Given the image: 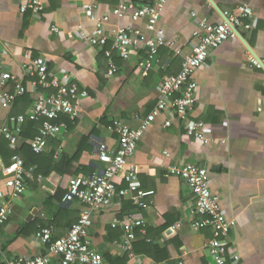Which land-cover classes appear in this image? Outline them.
Returning a JSON list of instances; mask_svg holds the SVG:
<instances>
[{"label": "crops", "instance_id": "0c3cea01", "mask_svg": "<svg viewBox=\"0 0 264 264\" xmlns=\"http://www.w3.org/2000/svg\"><path fill=\"white\" fill-rule=\"evenodd\" d=\"M43 1L44 11L34 14L20 11L22 0H0V42L6 52L5 66L31 89L33 79L24 70L26 55L44 58L51 74L69 75L88 92V97L77 103L81 110L79 119L72 123L63 117L68 130L50 143L41 156L43 160L27 168L33 169V173L26 179V192L13 201V213L0 233V264L18 257L47 254L48 248L36 238L40 228H53L56 238L67 235L85 209L77 201L64 202L68 188L76 178L88 177L105 168L98 158L99 143L117 149L118 135L108 132L107 126L113 120H121L137 127L136 117H146L156 107L164 78L181 71L199 22L223 21L209 0H171L160 26L169 39L175 40L181 54L163 48L169 53L160 51L159 62L147 77L141 75L137 65L144 54L129 61L113 55L118 73L109 77V58L79 37L78 26L92 32L91 15L110 12L114 4L107 0ZM135 1L142 5L153 0ZM212 1L224 14H237L240 5L253 10L252 29L240 33L254 54L264 61V0ZM91 4L98 9L88 14L86 7ZM112 23L132 25L129 19L115 17ZM133 25L146 31L144 21ZM251 57L241 39L230 40L213 50L205 65L194 74L198 101L193 116L205 123L212 143L202 145L187 137L184 124L171 112L163 113L146 130L132 161L137 166L140 188L154 191L146 199L148 206L140 208L133 197H118L110 207L92 215V249L106 264L110 256L117 264H214L205 249L213 238L212 230H193L194 221L203 219L190 214L194 195L184 181L169 175L170 167L190 164L208 170L212 192L220 197L226 216L236 221L229 239L230 252L240 256L238 264H264V69L254 64ZM5 89L13 91L14 83ZM1 92L0 89V123L14 129L16 123L12 120L32 111L36 93L28 91L31 94L27 99L19 97L9 107ZM168 120L170 127L164 125ZM25 124L17 150L11 145L10 151L0 150V188L7 194L2 170L11 161L10 152L18 153L24 146L30 148V140L36 138L42 126V123L30 125L29 129ZM2 141L0 149L5 143ZM127 215L146 222L130 252L117 246L123 242L124 232L120 226L113 227L116 220L121 221ZM142 242L157 245L166 255L159 252L156 256L161 253L168 258L156 261L154 256L146 255L143 246H139ZM51 264H61L59 257L51 256Z\"/></svg>", "mask_w": 264, "mask_h": 264}, {"label": "built area", "instance_id": "2783aa9c", "mask_svg": "<svg viewBox=\"0 0 264 264\" xmlns=\"http://www.w3.org/2000/svg\"><path fill=\"white\" fill-rule=\"evenodd\" d=\"M104 1V0H99ZM114 4L110 12L94 15L92 32L78 26L79 37L93 48L100 49L109 58L108 76L118 73L113 61L117 55L124 61L133 56L141 57L137 61L138 69L143 77H147L159 62L160 51L168 48L176 55L181 54L175 40L167 37L165 29L160 26L162 14L171 0H153L146 4H138L135 0H107ZM43 0H22L20 11L40 14L44 11ZM95 4L88 5L86 12L92 14L97 10ZM195 13L192 17H195ZM228 22L210 23L207 20L199 22V29L193 33L191 52L185 56L181 71L176 76L164 78L159 88V100L156 107L146 116L136 117L137 127H131L121 120H113L107 130L118 135V146L111 150L107 144L99 143L98 158L105 168L99 173L88 177L76 178L64 197V202H79L85 206L80 218L68 231L66 236L54 237L53 228H40L37 240L48 248V253L33 258L18 257L6 264H51V256H57L61 264H106L103 257L92 249L90 230L93 226V213L110 207L115 198H135L140 208H146V199L154 195V191H145L139 186L137 166L132 161L138 144L146 130L165 112H171L184 124L186 136L202 145L213 142L207 133L205 123L194 117L197 104V84L194 74L201 69L210 53L230 40L238 38L235 29L241 32L252 29L253 10L247 5H240L237 14H224ZM112 17L118 20L129 19L132 25L120 26L112 23ZM145 22L146 31L133 23ZM53 31L58 29L53 27ZM4 45L0 42V89L1 98L6 106H12L15 101L28 91L38 93L40 89L52 91L42 100L37 101L29 114L20 115L12 121L16 127L12 129L0 123V141L7 140L17 150L23 133V126L28 121H42V126L35 139L30 140L29 146L36 155L44 154L50 143L68 130L66 117L70 122H76L81 114L77 103L88 97V92L79 84L72 81L69 75L58 77L50 73L49 64L44 58H34L26 55L24 70L33 79L31 89L21 83L5 66ZM257 66L261 65L251 57ZM264 63V61H263ZM14 83L15 89H5ZM171 126L168 120L164 124ZM33 173L27 169L24 159L16 152L11 163L2 170L4 186L7 194L0 188V233L13 213L12 203L26 192V179ZM169 175L184 181L191 189L195 204L190 209L192 216H201L202 220L194 221V231L211 229L213 238L205 249L214 264H238L240 256L230 252V234L236 226L234 219L228 218L223 211L220 197L211 190L210 175L206 168L190 164L183 167L172 166ZM120 178L121 182H117ZM125 184L126 187L122 185ZM5 201V203H3ZM120 226L124 232V240L117 246L123 251L130 252L137 234L146 226L143 219L127 215L121 221H115L113 227ZM131 254V253H130ZM182 264V263H181Z\"/></svg>", "mask_w": 264, "mask_h": 264}, {"label": "trees", "instance_id": "16d2710c", "mask_svg": "<svg viewBox=\"0 0 264 264\" xmlns=\"http://www.w3.org/2000/svg\"><path fill=\"white\" fill-rule=\"evenodd\" d=\"M163 50H166V52H167V54L169 53V50L168 49H163ZM143 54V53H142ZM171 54V53H170ZM170 56H172V55H170ZM45 90H43V89H40L39 91H38V93H36L35 94V99H36V101H40V100H42L43 99V97H44V94H45ZM52 91H47L46 93H51ZM30 94L31 93H26V94H24L23 96H26V99L30 96ZM23 96H21V97H23ZM29 103H30V100H29ZM39 123H42V122H36V121H28V122H26V124L25 125H28L27 127L30 129V125H34V126H37ZM31 136L32 135H30V136H28V137H30L31 138ZM33 137V136H32ZM194 140V139H193ZM2 141V140H1ZM2 142H5L4 143V146H2V148L0 149L1 151H3V150H5V151H10V143L7 141V140H4V141H2ZM22 152V153H21ZM31 152V153H30ZM14 152H10V155H9V158H11L12 159V157L14 156ZM18 154L22 157V158H24V160H25V166H26V168H28L30 165H33V164H37V162H40V160L42 159L43 160V158H41V156H43L44 154H41V155H36L35 157L34 156H32V155H34L33 153H32V151H31V149L28 147H26V146H24L19 152H18ZM29 154H31V156H29ZM34 159V160H33ZM11 163V161H7V164L9 165ZM138 237H139V235H138ZM139 245V244H138ZM137 246V243H134V250H136L135 249V247ZM139 246H143V248H144V252L146 253V255H149V256H154L155 257V260L157 261V260H163V259H166V258H168V257H165V256H163V255H160L161 253H164L165 255H166V253L164 252V251H161L160 249H159V247L157 246V245H155V244H153V243H147V242H142L141 243V245H139ZM137 248V247H136ZM135 252V251H134ZM159 252H161L160 254H159V256L157 257L156 256V254L157 253H159ZM107 262L109 263V264H117V262H114V260H113V257H108L107 259Z\"/></svg>", "mask_w": 264, "mask_h": 264}, {"label": "water", "instance_id": "95a60500", "mask_svg": "<svg viewBox=\"0 0 264 264\" xmlns=\"http://www.w3.org/2000/svg\"><path fill=\"white\" fill-rule=\"evenodd\" d=\"M209 2L211 3V5L218 11V13L222 16L223 20L225 22H228V18L224 15V13L219 9L218 6L215 5V3L212 0H209ZM235 32L237 33V36L239 39H241L248 47V49L250 50L253 58L261 65V67L264 69V63L261 59H259L254 52L251 50V48L248 46V44L244 41V37L243 35L240 33V31H238L237 29H235Z\"/></svg>", "mask_w": 264, "mask_h": 264}]
</instances>
